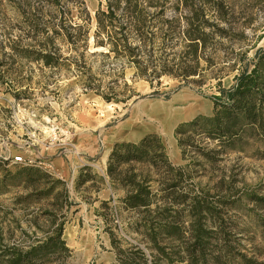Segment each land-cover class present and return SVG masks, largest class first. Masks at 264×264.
<instances>
[{"label": "trees", "instance_id": "obj_1", "mask_svg": "<svg viewBox=\"0 0 264 264\" xmlns=\"http://www.w3.org/2000/svg\"><path fill=\"white\" fill-rule=\"evenodd\" d=\"M44 1L58 16H21L20 33L0 37V55L7 56L0 57V69L25 61L50 70L45 78L62 70L82 91L116 104L139 95L133 86L137 79L151 88L160 85L163 76L178 85L203 86L214 80L211 114H197L173 129L181 157H191L194 165H203L198 158L214 165L221 154L240 149L248 137L264 134V47H256L262 35L251 18H240L246 9L254 12L259 0H174L187 10L186 16H163L172 0H105V9L95 11L93 24L83 0ZM148 7L154 8L153 16H146ZM73 8L75 18L70 15ZM126 70L132 71L128 77ZM17 73L16 78L31 79V74ZM230 74L233 82L224 87L222 79ZM5 78L0 70L1 84ZM205 140L214 145L204 146ZM7 162L0 160V165ZM12 164L25 181L45 180L47 194L60 187L54 192L61 200L58 211L71 204L63 180L35 165ZM2 170L0 187L7 185L9 175ZM196 175L189 164L172 163L155 132L136 142L115 141L101 175L88 165L79 168L74 189L96 181L123 192L116 207L129 214L125 228L146 248L117 237L110 197L100 200L104 210L94 211L106 224L115 255L107 264H264L240 249L229 217L237 201L230 196L231 186L228 194L219 192L221 182L213 192L194 188L191 178ZM255 199L264 204L263 197ZM45 213L51 225L43 237L26 247L0 245V264H65L71 254L63 238L65 214Z\"/></svg>", "mask_w": 264, "mask_h": 264}, {"label": "rangeland", "instance_id": "obj_2", "mask_svg": "<svg viewBox=\"0 0 264 264\" xmlns=\"http://www.w3.org/2000/svg\"><path fill=\"white\" fill-rule=\"evenodd\" d=\"M83 1L93 24L95 11L98 8L105 9L106 2ZM258 2L254 12L250 13L246 9L240 14V18H251L253 26L260 28L257 33L262 38L256 47H264V0ZM36 9L43 10V13L34 14ZM147 11L146 16H153V7H148ZM186 14L187 10L176 6L174 0L165 5L163 12V16ZM249 14L252 16H248ZM70 15L75 18L77 10L73 8ZM21 16H58V12L44 0H1L0 37L6 32L13 36L19 34ZM5 51L8 53L9 49L6 48ZM0 57L4 59L7 56L1 54ZM0 70L7 74L4 83H0V160L8 161L0 165V179L4 173L3 168L9 171L5 178L7 185L0 187L1 246L26 247L43 237L51 225V219L45 212L53 211L58 216L65 214L63 238L71 249L65 264L114 262L115 255L108 233L104 230L106 224L94 211L95 208L100 209V200L110 197L109 205L113 207L110 217L112 231L122 242L138 243L145 248L139 237L125 228L129 214L116 207L117 198L123 194L121 190L115 192L96 181L85 183L78 189H74L73 182L70 183L79 168L85 165L90 166L94 174H103L106 163L104 156L110 142L125 138L122 135L128 136L125 131L129 126L140 125L142 131L137 136L148 132L157 133L173 164H189L197 171L196 177L191 178L194 188L213 192L214 187L221 182L222 191L219 192L228 194L227 188L231 186L230 196L234 194L237 201L229 217L237 231L240 249L248 256L264 260V204L255 199L256 196L264 198V134L248 137L240 149L221 154L214 165L207 164L201 158L198 160L203 165H194L191 157H181L173 135L174 127L189 118H174L167 130L162 128L158 118L146 110L150 104L158 103L174 114L189 107L197 98L206 105V110L191 117L197 114L209 115L212 112L209 96L216 93L214 80L203 86L178 85L177 80L163 76L160 85L151 88L145 80L137 79L133 86L139 95L127 103L116 104L105 102L92 91H82L75 79L66 78L62 70L53 78H45L50 70L25 61L21 64L8 63ZM17 71L22 73L21 76L31 74V79L16 78ZM131 72L126 70V77ZM232 82V74L222 79L224 87L230 86ZM16 93L19 94L15 95ZM50 124H57L69 132L64 143L56 140L52 143L48 137ZM202 144L207 147L214 145L210 140H205ZM26 150L50 164V169L42 170L52 178L65 182L68 201L71 202L69 206L64 205L58 211L61 200L56 198L54 192L59 191L60 187L47 194L45 180L25 181V175L8 160L11 155H18L20 152L24 154Z\"/></svg>", "mask_w": 264, "mask_h": 264}, {"label": "bare ground", "instance_id": "obj_3", "mask_svg": "<svg viewBox=\"0 0 264 264\" xmlns=\"http://www.w3.org/2000/svg\"><path fill=\"white\" fill-rule=\"evenodd\" d=\"M163 106L164 105H161L158 103L156 104L153 103V104H150L149 107H146V110L151 112L152 116L154 115L156 118H158L162 123V128L167 129V130L169 129L167 127H169L171 122L174 121V118L187 119V118H190L192 115L196 114L197 112H200V111L203 112L206 110V105L203 102H201L200 99H197V98L193 100V103L189 105V107L178 110L174 114L172 112H168L169 110L164 109ZM141 131H142V128L140 127V125H137V126L131 125L126 129L125 133L129 137L135 138L136 135L141 133Z\"/></svg>", "mask_w": 264, "mask_h": 264}, {"label": "built area", "instance_id": "obj_4", "mask_svg": "<svg viewBox=\"0 0 264 264\" xmlns=\"http://www.w3.org/2000/svg\"><path fill=\"white\" fill-rule=\"evenodd\" d=\"M68 133L69 132L67 130L65 129L63 130L57 124H50L48 137L51 139L52 143L53 140L58 141V143H64L65 138H67L68 136ZM61 136H63L62 139L60 138ZM11 163H21L23 165H35L43 169L51 168L49 163L46 164L45 162L41 161L40 157L37 158L36 156H32V154L27 150L24 152V154L20 152L18 155L17 154L11 155Z\"/></svg>", "mask_w": 264, "mask_h": 264}, {"label": "crops", "instance_id": "obj_5", "mask_svg": "<svg viewBox=\"0 0 264 264\" xmlns=\"http://www.w3.org/2000/svg\"><path fill=\"white\" fill-rule=\"evenodd\" d=\"M193 117H194V116H193ZM190 119H192V117L189 118V119H187V120H190ZM185 121H186V120H185ZM148 133H149V132H148ZM144 134H146V133H143L142 135H139V136L136 135L135 138H134V137L130 138L129 136L122 135V136H124L125 138L122 137V138H119V139H115V140H113L112 142H110L109 148H108L107 153L105 154L104 157L107 159L106 156L108 155V153H109V151H110V149H111V146H112V144H113L115 141H117V140H124V141L136 142V141L139 140ZM40 151H41V150H40ZM105 178H107V177H105ZM70 180H71L70 183H72L73 180H74V178L72 177Z\"/></svg>", "mask_w": 264, "mask_h": 264}]
</instances>
